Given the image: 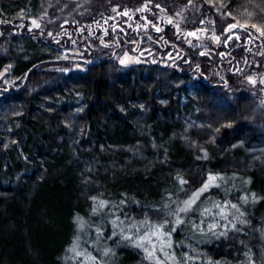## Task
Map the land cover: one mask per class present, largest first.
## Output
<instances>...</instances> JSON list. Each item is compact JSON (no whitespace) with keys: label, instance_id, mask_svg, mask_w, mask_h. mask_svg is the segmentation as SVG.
I'll use <instances>...</instances> for the list:
<instances>
[{"label":"trees","instance_id":"1","mask_svg":"<svg viewBox=\"0 0 264 264\" xmlns=\"http://www.w3.org/2000/svg\"><path fill=\"white\" fill-rule=\"evenodd\" d=\"M53 1L0 0V71L8 66L0 75V264H264V106L257 96L236 83L233 70L216 81L204 54L194 63L169 28L160 37L112 31L114 50L64 71L59 66L71 57L60 48L78 43L93 17L78 31L65 24L58 36L28 28L29 16ZM198 1L218 21L234 23L239 35L221 47L230 60L264 47L257 30H264V0ZM136 36L174 56L121 66L112 52ZM244 38L256 43L238 42ZM222 199L235 206L231 220L214 212ZM129 219L137 222L127 229ZM153 226L165 234L152 236L155 249L145 244L154 250L149 259L136 241Z\"/></svg>","mask_w":264,"mask_h":264},{"label":"rangeland","instance_id":"2","mask_svg":"<svg viewBox=\"0 0 264 264\" xmlns=\"http://www.w3.org/2000/svg\"><path fill=\"white\" fill-rule=\"evenodd\" d=\"M90 16L93 17L91 18L93 21L86 25L81 40L78 43H71L69 47L60 48V54L71 57L68 63L59 66L60 69L64 71L82 70L83 63L79 60L89 61L114 50L112 31L116 34L128 30L149 34L157 31V36L160 37L163 35V30L169 28L180 50L188 49L194 63L199 61L198 55L203 53L206 58L203 61L206 64L210 63L207 66V72L211 75L219 73L218 80H216L219 82H223L228 71L233 70L232 73L235 75L232 77L236 83L254 93L259 104L264 106V47L260 44L252 45V47L245 46V49L248 47V53L242 52L237 59L230 60L229 45L228 50H223L221 47H226L233 37L239 35L236 27L226 29L230 21H218L212 12L201 9L198 0H55L44 6V9L37 15L29 16L27 27L41 29L46 36H58L60 33H67V27H65L67 23L76 24L75 29L80 30L82 20ZM107 29L111 32L107 33ZM213 35H216L215 40ZM136 38L137 36L128 38L127 45L122 44L116 52H112L121 66L149 61L165 64L174 56L171 48L161 51L154 48L150 41H144L145 39L138 44ZM238 42L243 45L248 42L256 43L252 39L247 41L246 38ZM5 49L6 44L0 48L1 51ZM216 62L221 64L216 65ZM7 70L8 66L2 68L0 75ZM231 201L222 199L219 204L212 205L216 207L214 212L229 216L231 220L237 216H231L235 212ZM100 209L101 206L98 205L92 212L97 213ZM178 216L180 217L178 219L183 222V216ZM215 218L217 217H212L210 225L215 224ZM174 219L176 220V217ZM126 221L129 222L126 224L127 229H130L133 222H137L136 220L130 221V219ZM145 222L148 224L153 220ZM173 227L174 221L170 229ZM152 228L153 231L160 230L154 226ZM164 234L163 230L162 233H158L159 238H162ZM162 241L164 242V239ZM162 241L158 243V248H165ZM155 242L156 240L152 239L151 245L157 246ZM162 248H160L162 254L167 255ZM158 260L159 258L155 257V261Z\"/></svg>","mask_w":264,"mask_h":264},{"label":"snow or ice","instance_id":"3","mask_svg":"<svg viewBox=\"0 0 264 264\" xmlns=\"http://www.w3.org/2000/svg\"><path fill=\"white\" fill-rule=\"evenodd\" d=\"M257 30L258 31H262V34H264V30H261V29H257ZM214 180H215V177H210L209 178V181L210 182H212ZM208 187H209L208 184L204 185V187L202 189H200L199 192H197L196 194H194L193 197L190 200H188V201L185 202V207L181 208L180 211L181 212L188 211L192 207V205L195 203L196 199H198L199 195L202 192L206 191ZM101 206H103V205H101ZM233 207H235V206H233ZM205 211L207 212L208 210L206 209ZM181 222L182 221H180L179 219L177 220V223L178 224L181 223ZM212 227L215 228V225H212ZM157 235H158V231H154L150 235L145 234V235L140 236L139 239L136 241V247L144 248V250L148 252V258L149 259L153 258V256H154V250L153 251H148V249L145 247V244L146 243L147 244H151V242H152V236H157ZM160 235H162V234H160ZM125 239H129L130 240L132 238L131 237H125ZM167 246L168 247L171 246L170 242L168 243ZM153 249H155V245H153ZM73 251H75V248L73 249ZM76 255L79 256V255H81V253L77 252Z\"/></svg>","mask_w":264,"mask_h":264},{"label":"water","instance_id":"4","mask_svg":"<svg viewBox=\"0 0 264 264\" xmlns=\"http://www.w3.org/2000/svg\"><path fill=\"white\" fill-rule=\"evenodd\" d=\"M234 25V23H229L227 26H226V29H229L230 27H232ZM213 39L215 40L216 39V35H213Z\"/></svg>","mask_w":264,"mask_h":264}]
</instances>
